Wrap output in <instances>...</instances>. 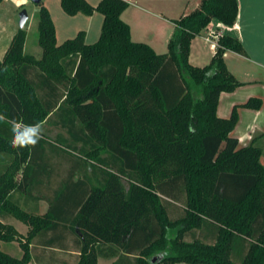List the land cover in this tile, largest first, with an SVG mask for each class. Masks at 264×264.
<instances>
[{
    "label": "trees",
    "instance_id": "trees-1",
    "mask_svg": "<svg viewBox=\"0 0 264 264\" xmlns=\"http://www.w3.org/2000/svg\"><path fill=\"white\" fill-rule=\"evenodd\" d=\"M38 6L41 56L24 53L26 31L17 29L0 60V115L41 124L55 108L66 111L80 133L58 144L102 166L105 181L70 203L72 219L58 216L56 203L44 215L27 212L10 194L19 188L17 174L30 147H12L11 123H0V153L12 156L0 174V218L28 227L22 235L0 220V264H29L30 245L42 236L63 251L70 246L62 240L71 236L74 264L99 258L115 259L110 264H264L262 148L256 138L239 146L232 135L238 108L259 110L262 100L249 98L227 118L217 114L220 94L242 85L223 55L246 52L240 40L223 34L209 64L189 63L192 40L213 20L234 26L237 0H201L173 21L162 54L131 40L121 20L126 0H60L68 16H102L92 44L85 43L84 31L57 44L49 11ZM60 226L71 231L56 232ZM11 243L20 248L19 258L2 249Z\"/></svg>",
    "mask_w": 264,
    "mask_h": 264
},
{
    "label": "crops",
    "instance_id": "crops-1",
    "mask_svg": "<svg viewBox=\"0 0 264 264\" xmlns=\"http://www.w3.org/2000/svg\"><path fill=\"white\" fill-rule=\"evenodd\" d=\"M86 1L91 5H96L100 0ZM126 1H128L129 6L121 14V20L129 26L131 40L147 44L158 54L167 51V43L175 29L173 21L192 12L201 2V0ZM244 2H248V6L253 11L251 19L247 22H242L241 18ZM237 5L238 16L233 27H224L213 20L207 30L201 32L200 36L204 40L207 33L216 30L221 34H227L240 40L246 56L226 51L223 58L227 68L228 58H235V60L238 58L254 66L251 67L250 73L255 68L264 70V24L256 21L255 13V11L264 10V0H237ZM97 14L74 16L85 25L84 28L76 30L75 35L78 31H84L85 43L87 44L89 43L86 39L90 33L92 22L99 21V29H101L102 22ZM99 34L100 31L96 34L97 36L95 35L97 39ZM195 40L196 38L191 42L189 60L193 49L196 48ZM210 50L213 56L214 49L210 48ZM24 53L36 59L41 56L40 49L35 55L26 53L25 45ZM228 71L232 74L229 68ZM234 77L236 78V76ZM38 78L42 81L41 77L38 76ZM237 80L242 83L240 87L231 93L220 94L217 114L219 117L227 118L234 106L241 105L252 97L260 98L262 106L259 110L238 108L239 119L232 135L238 139L241 146L249 145L256 138L254 141L262 148L263 157L264 137H261L260 134L264 131V101L254 89L261 82L255 79ZM65 112H59L55 108L40 124L42 126L41 139L34 147L29 148L28 159L17 174L19 188L11 192L10 198L22 209L38 215H44L51 203H56L54 206L55 213L64 219H72L71 212L67 211V208H72L70 203L82 200L88 188L102 184L105 181V169L91 160L85 162L78 159L75 154L58 144L59 141L69 139L74 131L80 133L79 125L73 120V117ZM68 122H71L72 125L67 126ZM1 132L6 133L7 129L3 127ZM80 146L81 144H77L78 149ZM102 155L107 156V153L104 152ZM11 160L12 156L0 153V174L4 172ZM261 163L263 164L262 161ZM0 220L12 225L22 235H26L28 231L25 224L10 216L2 217ZM70 231L69 226L67 228L60 226L57 227L56 232L69 233ZM62 241L69 244L68 250L63 251L57 247L49 246L48 236L36 238L30 245L32 261L29 264H74L78 252L72 246V237L69 236ZM12 245H17V243H11ZM100 259H106L107 264L112 261L108 258H99L97 264Z\"/></svg>",
    "mask_w": 264,
    "mask_h": 264
},
{
    "label": "rangeland",
    "instance_id": "rangeland-1",
    "mask_svg": "<svg viewBox=\"0 0 264 264\" xmlns=\"http://www.w3.org/2000/svg\"><path fill=\"white\" fill-rule=\"evenodd\" d=\"M41 4L47 9L53 21L57 44H61L67 39H71L75 36L76 30L84 28V23L77 17L66 15L60 7V0H42ZM248 2H244L241 9L242 22L249 21L251 19L252 9L248 6ZM25 10L27 13V21L23 27L26 31L25 39V52L28 54H37L39 46L37 44V23L39 6L34 4L31 0H4L0 4V59L3 57L7 50L13 34L19 29V13ZM258 23L264 24V10L255 11ZM102 22V16L97 14ZM100 31L99 21L92 22L91 30L87 36V42L92 44L97 41L96 34ZM97 36V35H96ZM264 40V37H263ZM196 48L193 49L189 63L193 66L203 67L209 64L212 51L210 50V43L205 42L201 36H197L195 40ZM227 65L229 70L239 80H251L255 79L260 81L261 84L254 87L259 96L264 101V70L255 68L251 71V63L245 60L236 58H228ZM227 68V69H228ZM248 71V72H247ZM250 73V74H247ZM257 96V95H256ZM241 146V145H239ZM261 161L264 164V153L261 157ZM174 203L180 206V201H174ZM189 240V238H187ZM2 249L13 257L19 258L21 256V250L17 245L2 244ZM235 262H240L239 259L232 258ZM115 259H112L114 261ZM73 261V260H72ZM111 261V262H112ZM98 264H107L106 259H100ZM185 264V263H179Z\"/></svg>",
    "mask_w": 264,
    "mask_h": 264
},
{
    "label": "clouds",
    "instance_id": "clouds-1",
    "mask_svg": "<svg viewBox=\"0 0 264 264\" xmlns=\"http://www.w3.org/2000/svg\"><path fill=\"white\" fill-rule=\"evenodd\" d=\"M9 122L5 115H0V123ZM11 123V146L14 148L34 147L41 139L42 126L39 123L23 124L16 120Z\"/></svg>",
    "mask_w": 264,
    "mask_h": 264
},
{
    "label": "built area",
    "instance_id": "built-area-1",
    "mask_svg": "<svg viewBox=\"0 0 264 264\" xmlns=\"http://www.w3.org/2000/svg\"><path fill=\"white\" fill-rule=\"evenodd\" d=\"M223 34L219 33L216 30H212L209 33L206 34V36L204 37L205 42L210 43V48L215 50L216 47V41L218 39L219 36H221Z\"/></svg>",
    "mask_w": 264,
    "mask_h": 264
},
{
    "label": "water",
    "instance_id": "water-1",
    "mask_svg": "<svg viewBox=\"0 0 264 264\" xmlns=\"http://www.w3.org/2000/svg\"><path fill=\"white\" fill-rule=\"evenodd\" d=\"M34 4L38 5L41 0H31ZM27 13L25 10H22L20 13H19V28H23L26 21H27ZM153 262L155 261V259L152 260Z\"/></svg>",
    "mask_w": 264,
    "mask_h": 264
}]
</instances>
